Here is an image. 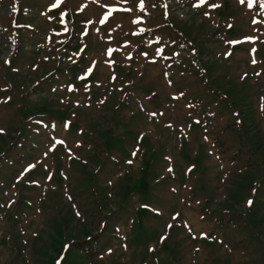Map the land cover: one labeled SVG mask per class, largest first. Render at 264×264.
<instances>
[{"label":"rangeland","instance_id":"1","mask_svg":"<svg viewBox=\"0 0 264 264\" xmlns=\"http://www.w3.org/2000/svg\"><path fill=\"white\" fill-rule=\"evenodd\" d=\"M143 2L0 0V264H264V0Z\"/></svg>","mask_w":264,"mask_h":264},{"label":"snow or ice","instance_id":"2","mask_svg":"<svg viewBox=\"0 0 264 264\" xmlns=\"http://www.w3.org/2000/svg\"><path fill=\"white\" fill-rule=\"evenodd\" d=\"M207 3H208V0H199V3L196 4V5H194V7H200V6H202V5H204V4H207ZM239 3L244 4V3H245V0H239ZM56 6H57V5H55V4L53 5V7H56ZM208 6H209L210 8H213V9L220 7L219 4H209ZM248 7H252V4L249 3V4H248ZM139 8H140L141 11L144 10V2H143V0H140ZM124 11H131V9H130V8H129V9H124ZM108 15H111V12H109ZM205 15L207 16V15H209V13H208V12H205ZM107 19H108V16H105V17H104L103 19H101L99 22H100L101 24H103V23L106 22ZM140 22H141V20H140L139 18L133 20V23H136V24H138V23H140ZM252 22L255 24V23H259L260 21H257V20L254 19ZM141 31H143V30H141ZM256 39H257L256 37H247V38H246V40H248L249 42H255ZM113 51H114V49H112V48H108V49L106 50V54H107L109 57H111ZM255 51H256V49H254V48L251 50L252 53H255ZM226 55H230V53H228V54H226ZM128 59H131V55H130V54H129V56H128ZM6 62H7V61H6ZM108 62H109V63H112L111 61H108ZM256 62H257V61L255 60V58H253L252 63L255 64ZM92 71H93V68H92V67H89V68L87 69V73H88V74H91ZM165 76L167 77V73H165ZM81 78H83V77H81ZM113 79H115V77H113ZM72 90H73V89H72L71 87H69V91H72ZM180 95H183V94H180ZM173 99H179V96H175V97H173ZM156 115H157L156 113H149V116H150V117H151V116H156ZM160 115H163V114L161 113ZM197 122H198V121H197ZM65 127L67 128V127H68V124H66ZM2 132H3V130L0 129V133H2ZM55 144L64 145V144H65V141H63V140H55ZM52 150H55V147H53V148L50 149V151H52ZM69 153L71 154V150H70V149H69ZM135 155H136V153L133 152V156H135ZM128 163H131V161H128ZM249 203L251 204L252 202L249 201ZM173 219H176V217H173ZM168 227L170 228V227H172V225H168ZM202 235H204V234H202ZM162 239H163V238H162ZM57 264H59V261L57 262Z\"/></svg>","mask_w":264,"mask_h":264},{"label":"trees","instance_id":"3","mask_svg":"<svg viewBox=\"0 0 264 264\" xmlns=\"http://www.w3.org/2000/svg\"><path fill=\"white\" fill-rule=\"evenodd\" d=\"M97 238H98V235L94 234L84 239L71 241L70 245H72L73 247L77 249H84L89 254H95L96 252H98V249L96 247V242H95L97 241ZM91 240H95V241L91 242Z\"/></svg>","mask_w":264,"mask_h":264}]
</instances>
